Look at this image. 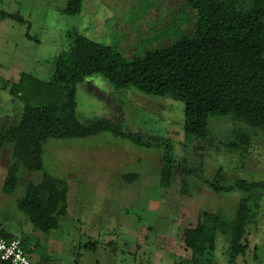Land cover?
I'll return each mask as SVG.
<instances>
[{
    "label": "rangeland",
    "instance_id": "1",
    "mask_svg": "<svg viewBox=\"0 0 264 264\" xmlns=\"http://www.w3.org/2000/svg\"><path fill=\"white\" fill-rule=\"evenodd\" d=\"M67 3L0 0V14L24 20L0 18V74L10 70L16 74L0 78V115L10 110L12 116L7 126L20 117V105L12 101L14 82L22 74L51 79L54 59L70 46L69 33L77 31L111 45L132 60L147 50L172 44L193 28L194 15L183 0H84L83 12L77 16L65 13ZM76 100L85 123L109 118L133 131L168 139L197 175L185 178L177 173L173 187L164 189L160 186L162 154L155 148L135 147L108 132L51 139L44 145L43 172L66 180L70 193L68 216L60 217L59 229L46 234L18 209L26 186L40 182L42 172L22 171L16 192H3L11 160L8 145L0 150V223L27 239L33 261L43 256L49 264H192L186 231L196 227L204 210L233 222L240 198L237 193L216 194L203 180H211L220 170L225 186L238 179L264 181V131L253 136L247 151L228 152L222 143L243 126L230 117L210 119V143L188 138L182 102L135 90L117 91L100 75L78 86ZM128 175L137 179L127 183ZM248 239L249 249L235 264H264V197ZM90 242L93 249L85 248ZM227 248L219 235L213 264H230Z\"/></svg>",
    "mask_w": 264,
    "mask_h": 264
},
{
    "label": "trees",
    "instance_id": "2",
    "mask_svg": "<svg viewBox=\"0 0 264 264\" xmlns=\"http://www.w3.org/2000/svg\"><path fill=\"white\" fill-rule=\"evenodd\" d=\"M183 4L194 15L192 32H185L170 45L129 60L118 48L74 31L68 35L69 48L54 59L51 79L22 74L13 85L12 101L21 110L16 123L0 127V150L11 146L3 192H16L22 171L43 173L40 182L26 186L18 202L19 211L34 228L49 234L60 228V217L68 216V182L43 172L44 145L51 139L88 138L108 132L135 147L155 148L162 154L160 186L164 189L173 187L177 173L185 178L196 174L168 139L133 131L109 118L83 122L76 94L78 86L91 76H102L117 91L135 90L148 97L182 102L188 138L210 143V119L230 117L243 125L222 143L231 153L247 151L253 136L264 131V0H183ZM83 9L84 0H68L65 13L77 16ZM0 18L24 23L21 16L1 13ZM136 179V175L125 177L127 183ZM224 180L219 170L211 180L203 181L216 194L239 195L235 219L230 223L214 212H200L196 227L184 234L192 264H213L219 235L228 244L230 264L249 249L248 235L260 216L264 181L238 179L225 186ZM5 232L8 238L17 237L6 227ZM20 238L32 253L27 239ZM93 246L90 242L85 248ZM49 263L43 256L33 261Z\"/></svg>",
    "mask_w": 264,
    "mask_h": 264
},
{
    "label": "built area",
    "instance_id": "3",
    "mask_svg": "<svg viewBox=\"0 0 264 264\" xmlns=\"http://www.w3.org/2000/svg\"><path fill=\"white\" fill-rule=\"evenodd\" d=\"M5 227L0 223V263L2 264H33V259L26 251L20 237L5 236Z\"/></svg>",
    "mask_w": 264,
    "mask_h": 264
},
{
    "label": "crops",
    "instance_id": "4",
    "mask_svg": "<svg viewBox=\"0 0 264 264\" xmlns=\"http://www.w3.org/2000/svg\"><path fill=\"white\" fill-rule=\"evenodd\" d=\"M28 39H29V37L28 36H26ZM11 72H6V73H2V74H0V78H2L3 76L4 77H14V76H16V74L12 71V70H10ZM19 77V76H18ZM20 78H21V76L18 78V81L17 82H14V84H17L18 82H19V80H20ZM7 82L9 81V80H6ZM10 110H7L6 111V113L5 114H3V115H0V127H4V126H7L9 123H10V121H11V119H12V116H10ZM19 114V113H18ZM17 117H18V115H17ZM14 123H16V119H15V122H13V124ZM17 236V235H16Z\"/></svg>",
    "mask_w": 264,
    "mask_h": 264
}]
</instances>
